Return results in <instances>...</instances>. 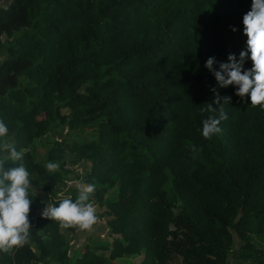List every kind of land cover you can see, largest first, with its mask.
I'll use <instances>...</instances> for the list:
<instances>
[{
	"label": "trees",
	"instance_id": "1",
	"mask_svg": "<svg viewBox=\"0 0 264 264\" xmlns=\"http://www.w3.org/2000/svg\"><path fill=\"white\" fill-rule=\"evenodd\" d=\"M252 0H4L0 3V120L25 153L32 198L28 243L0 264H264V110L214 68L246 50L243 15ZM234 26L236 31H232ZM6 34L8 39L2 40ZM252 62L247 59L245 69ZM213 89H216L214 92ZM228 118L211 139L202 122ZM210 105L213 108H210ZM65 109V110H64ZM90 128L91 137L56 138L44 160L29 149L53 126ZM194 149V150H193ZM8 153L0 149V160ZM86 160L90 200L106 206L111 243L86 242L72 258L62 228L41 216L63 171ZM56 162L54 173L46 169ZM15 166L5 161V169ZM172 174L178 209L164 188ZM116 187L114 197L107 192ZM89 200V201H90ZM74 232L77 228H68Z\"/></svg>",
	"mask_w": 264,
	"mask_h": 264
},
{
	"label": "clouds",
	"instance_id": "2",
	"mask_svg": "<svg viewBox=\"0 0 264 264\" xmlns=\"http://www.w3.org/2000/svg\"><path fill=\"white\" fill-rule=\"evenodd\" d=\"M242 23L243 32L247 36V47L239 53V59L230 53L228 62H220V70H216L215 57H209L205 67L213 73L220 87L235 86L237 96L250 97L253 108L260 107L264 110V0H252L251 8L243 15ZM230 27L232 31H236L234 26ZM247 59L252 62L250 69L244 68ZM222 99L230 100L229 97H220L217 92L215 102L220 106L218 118L209 116L202 122V135L206 139L220 133L221 121L228 118L220 103ZM210 108L213 107L210 105ZM7 134L8 127L0 120V138ZM0 149L8 153L6 159L0 160V253H10L29 241L32 227L29 220L32 204L29 195L30 174L23 163L24 152L7 142L0 143ZM5 161H11L15 166L5 169ZM58 168L59 164L56 162L46 164L50 174ZM94 191L95 184H81L74 201L65 198L59 201L58 206L46 205L41 216L57 222L61 228L91 230L98 220L96 209L89 202Z\"/></svg>",
	"mask_w": 264,
	"mask_h": 264
},
{
	"label": "rangeland",
	"instance_id": "3",
	"mask_svg": "<svg viewBox=\"0 0 264 264\" xmlns=\"http://www.w3.org/2000/svg\"><path fill=\"white\" fill-rule=\"evenodd\" d=\"M4 0H0V3ZM2 40L8 39L6 34L2 35ZM5 53L4 46H0V59L3 58ZM65 110V109H64ZM93 132L90 128L79 127L76 129H71L68 126L58 125L53 126L51 130L45 135L36 137L32 143L29 145V149L32 152L33 156L39 160H44L46 156V151L53 141L56 138H66L71 139H82L85 137H91ZM88 169V163L86 160L72 161L68 163L63 171L66 179L59 182L55 189V196L66 197L70 194L78 195V189L81 184L87 185L83 180L82 175ZM169 178L164 185V188L167 192L168 198L174 203L175 210L178 209L180 200L176 196L173 185H172V174L167 170ZM116 192V187L111 188L106 196L114 197ZM94 208L96 209V215L98 217L97 223L93 225L91 230L82 231L77 228L76 231L72 232L68 229L62 228L64 233L67 246L69 247V253L74 259L82 253L83 244L86 242L94 243H111L114 235L110 233V227L107 224L108 215L106 214V206L99 205L93 200L89 201ZM234 235V244L229 253L228 260L230 264H238L237 254L240 250L241 239L238 234L233 230ZM143 254L133 255V254H124L115 261L109 262V264H139L140 259ZM167 264H182L180 256H175L173 259L168 261Z\"/></svg>",
	"mask_w": 264,
	"mask_h": 264
}]
</instances>
